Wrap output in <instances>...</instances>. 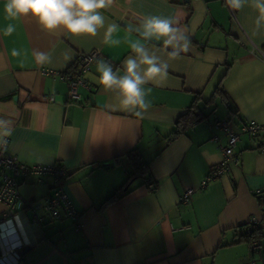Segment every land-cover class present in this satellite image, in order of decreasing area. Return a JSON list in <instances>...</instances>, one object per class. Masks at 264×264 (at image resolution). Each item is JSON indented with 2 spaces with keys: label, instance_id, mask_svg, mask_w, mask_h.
<instances>
[{
  "label": "crops",
  "instance_id": "obj_1",
  "mask_svg": "<svg viewBox=\"0 0 264 264\" xmlns=\"http://www.w3.org/2000/svg\"><path fill=\"white\" fill-rule=\"evenodd\" d=\"M4 3L0 29L9 23L16 28L11 35L0 31V119L12 128L7 152L25 164L65 166L64 190L80 212L78 228L68 217L43 215L39 228L22 229L21 239H40L23 248L18 264H242L264 255V239L254 250L241 228L252 218L264 225L259 140L242 135L227 171L202 186L222 159L212 136L223 134L214 122L227 119L234 129L247 121L264 124V30L255 31L258 13L252 7L235 10L234 18L225 0H113L102 10L105 27L90 37L45 31L31 17L8 20ZM149 15L173 18L190 44L176 57L162 41L148 45L169 68L166 77L145 85L150 107L143 115L123 110L115 92L90 78L98 75L97 59L84 74L78 101L67 99L64 80L44 73L69 71L80 53L92 50L120 68L130 54L128 41L139 38L126 29ZM113 22L120 25L112 34L121 41L116 46L105 43ZM13 49L21 55L13 56ZM37 52L49 53L51 63H38ZM228 64L223 95L214 94ZM216 100L219 116L209 121L201 110L205 119L168 142L176 119L193 102L203 109ZM134 148L149 162L156 188L137 187L136 181V189L100 207L125 182L131 167L123 154ZM18 190L37 202L49 193L50 182L26 178ZM187 190L188 201L181 202Z\"/></svg>",
  "mask_w": 264,
  "mask_h": 264
},
{
  "label": "clouds",
  "instance_id": "obj_2",
  "mask_svg": "<svg viewBox=\"0 0 264 264\" xmlns=\"http://www.w3.org/2000/svg\"><path fill=\"white\" fill-rule=\"evenodd\" d=\"M113 0H5L3 12L8 20H19L31 17L45 31L63 30L74 36L95 37L105 27L106 18L102 10L109 8ZM233 10L243 9L246 5L257 13L255 31L264 30V0H226ZM175 20L170 17L149 15L142 18L138 25H130L126 30L135 33L139 38L129 40L130 54L121 62L120 68L101 57L96 61V73L90 78L104 90L115 92L119 106L136 116L150 107L146 98L150 89L145 85L150 81L167 76L169 64L162 60L148 45L153 41H162L165 48H171L170 56L176 57L189 48V38L180 28L174 26ZM120 25L113 22L107 25L105 43L116 46L121 43L112 39ZM14 24L9 23L0 31L4 35L15 32ZM13 56H20L13 49ZM40 64L51 63V55L45 52L35 53ZM11 122L0 119V138L11 135Z\"/></svg>",
  "mask_w": 264,
  "mask_h": 264
},
{
  "label": "built area",
  "instance_id": "obj_3",
  "mask_svg": "<svg viewBox=\"0 0 264 264\" xmlns=\"http://www.w3.org/2000/svg\"><path fill=\"white\" fill-rule=\"evenodd\" d=\"M228 9L231 16L235 18V10L229 6ZM99 57L100 54L96 50L80 53L75 67L71 70L63 73L47 70L44 73L59 76L64 80L67 85V99L78 101L80 99L79 88L86 85L84 74L90 70L92 63ZM48 99L52 101L54 98L50 96ZM214 127L222 132V137L225 139L223 141L222 137L216 134L212 136V139L218 143L222 159L210 170L202 182V186L206 185L208 179L217 178L227 171L229 163L235 160L234 148L242 135L257 138L260 142V150L264 153V124L247 121L234 129L229 120L221 119L214 122ZM7 141L6 137L0 141V203L3 205V210L0 212V264H18L22 259L21 251L23 248L35 244L40 239H21L20 232L22 229L39 228L43 215L54 219L68 217L78 228L80 212L73 206L64 190V181L68 176V170L65 166L60 163L52 165L25 164L7 152ZM26 178H35L39 184L50 182L49 193L40 201H26L18 190L19 182ZM147 189L153 191L155 184L148 183ZM190 193L191 190H187L180 198L181 202H187ZM260 210L264 213V201H261ZM260 223L259 218H252L249 226H257ZM251 247L257 250L259 245L257 242H252ZM242 264H264V255L258 260Z\"/></svg>",
  "mask_w": 264,
  "mask_h": 264
},
{
  "label": "trees",
  "instance_id": "obj_4",
  "mask_svg": "<svg viewBox=\"0 0 264 264\" xmlns=\"http://www.w3.org/2000/svg\"><path fill=\"white\" fill-rule=\"evenodd\" d=\"M229 67L230 64L227 65V69L220 78L219 83L214 90V94L223 95V89L221 84L227 74ZM204 117L205 116L202 113L201 109L196 105L195 102H193L188 108V110L176 119L173 130L171 131L170 135L167 136L168 142L173 141L176 137L183 134L188 128L194 126L196 123L205 119ZM123 156L126 157L129 161L131 169L126 174L125 182L120 187L116 188L113 192H111L102 201L100 207H104L105 205L118 201L120 198L124 197L137 187L143 185L147 186V184L150 182L154 183L156 188L155 181L152 180L149 175V162L144 159L143 155L140 153L139 150L135 148L131 149L125 152ZM117 159H119V157L114 159V163H118ZM136 181H138L137 187H132V185ZM260 204L261 201L259 200V205ZM241 228H244L243 239L247 241L250 245L252 244V242L264 239V225H257L252 227L249 225H244L241 226Z\"/></svg>",
  "mask_w": 264,
  "mask_h": 264
},
{
  "label": "rangeland",
  "instance_id": "obj_5",
  "mask_svg": "<svg viewBox=\"0 0 264 264\" xmlns=\"http://www.w3.org/2000/svg\"><path fill=\"white\" fill-rule=\"evenodd\" d=\"M205 98L208 99V95ZM219 109H221V105L220 102L216 100L214 101V103H211L208 107H205L201 110L204 112V114H207L208 119L210 121L213 120L215 116H219L217 113Z\"/></svg>",
  "mask_w": 264,
  "mask_h": 264
},
{
  "label": "water",
  "instance_id": "obj_6",
  "mask_svg": "<svg viewBox=\"0 0 264 264\" xmlns=\"http://www.w3.org/2000/svg\"><path fill=\"white\" fill-rule=\"evenodd\" d=\"M109 166H111V164H109ZM126 189V188H125Z\"/></svg>",
  "mask_w": 264,
  "mask_h": 264
}]
</instances>
